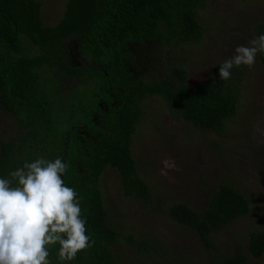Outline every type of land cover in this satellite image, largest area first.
I'll list each match as a JSON object with an SVG mask.
<instances>
[{
	"label": "trees",
	"instance_id": "trees-1",
	"mask_svg": "<svg viewBox=\"0 0 264 264\" xmlns=\"http://www.w3.org/2000/svg\"><path fill=\"white\" fill-rule=\"evenodd\" d=\"M207 2L65 0L60 17L47 25L38 0H0V109L16 121L14 133L0 136V178L11 179L12 171L40 157L68 164L62 179L82 198L86 234L95 244L63 264H116L117 241L140 255H159L148 238L109 223L98 179L106 167L114 168L124 196L149 202L150 188L130 152L145 96H158L170 113L197 130L221 134L233 120L239 68L224 81L219 67H213L196 83L188 82L179 66H167L155 80L132 71L137 45L200 41L197 12ZM252 32L264 34V20ZM257 56L264 66V53ZM206 194L199 210L172 202L166 212L211 247L210 233L248 214L250 206L244 193L223 182ZM58 249V244L50 249L51 264H62ZM245 252L215 254L201 264H244L247 254L260 257L264 228L246 232ZM166 264L178 263L171 258Z\"/></svg>",
	"mask_w": 264,
	"mask_h": 264
},
{
	"label": "rangeland",
	"instance_id": "rangeland-1",
	"mask_svg": "<svg viewBox=\"0 0 264 264\" xmlns=\"http://www.w3.org/2000/svg\"><path fill=\"white\" fill-rule=\"evenodd\" d=\"M38 1L44 24H54L65 0ZM197 19L203 31L198 42L135 46L134 75L155 80L164 76L167 66H179L188 82H198L231 58L237 46H247L254 38L253 25L264 20V0H208ZM257 57L252 68L239 67L236 114L221 134L197 130L170 113L158 96L141 100L143 114L130 152L137 174L150 188L149 202L124 196L111 167L101 172L98 185L109 223L136 238H148L159 255H140L117 241L112 248L116 264H166L171 258L178 264H201L215 254L246 253V232L264 228V66ZM15 129V119L0 109V136ZM220 182L244 193L250 212L211 232L212 246L207 247L194 232L172 221L166 208L183 202L199 210L207 190ZM244 264H264V253L256 258L247 254Z\"/></svg>",
	"mask_w": 264,
	"mask_h": 264
},
{
	"label": "clouds",
	"instance_id": "clouds-1",
	"mask_svg": "<svg viewBox=\"0 0 264 264\" xmlns=\"http://www.w3.org/2000/svg\"><path fill=\"white\" fill-rule=\"evenodd\" d=\"M258 53H264V34L234 49L219 65L220 80H229L234 67L252 68ZM67 168L59 157H40L12 171L11 179L0 178V264H51L57 244L63 264L95 244L86 234L82 198L62 179Z\"/></svg>",
	"mask_w": 264,
	"mask_h": 264
}]
</instances>
